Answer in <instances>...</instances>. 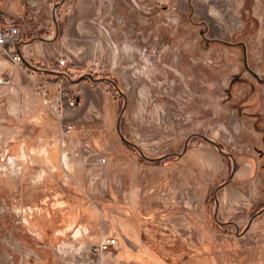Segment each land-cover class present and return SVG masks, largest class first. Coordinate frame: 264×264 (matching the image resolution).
Returning <instances> with one entry per match:
<instances>
[{
	"label": "rangeland",
	"instance_id": "rangeland-1",
	"mask_svg": "<svg viewBox=\"0 0 264 264\" xmlns=\"http://www.w3.org/2000/svg\"><path fill=\"white\" fill-rule=\"evenodd\" d=\"M55 18L34 63L124 96L22 69L34 93L0 84V107L39 106L0 119V264H264V211L242 232L264 206V0H63ZM124 97L121 133L159 159L120 138ZM192 134L235 161L217 219L232 159L197 135L175 155Z\"/></svg>",
	"mask_w": 264,
	"mask_h": 264
},
{
	"label": "crops",
	"instance_id": "crops-1",
	"mask_svg": "<svg viewBox=\"0 0 264 264\" xmlns=\"http://www.w3.org/2000/svg\"><path fill=\"white\" fill-rule=\"evenodd\" d=\"M42 0H30L29 4H24L23 0H0V22H13L21 25L23 31V38L19 44V50L22 53L24 60H28L35 68L38 73V77L33 76L34 81L40 82L39 75H44L46 71L40 70L39 68L53 69L49 65H37L36 58L38 59L39 48L43 46L41 43H50L52 40L41 39L38 36L50 37L51 34H47L49 30L41 29L43 22L42 17ZM45 30L46 35L39 34ZM0 64L4 67V75L0 79V84L8 85V89L12 93L27 92L32 94L33 88L31 81H27L26 76L20 68L18 63L13 62L9 57L3 55L0 52ZM37 65L38 68L35 67ZM47 74V73H46ZM33 82V81H32ZM3 87V86H2ZM27 101V98L23 100H6L3 102V106L0 107V119L7 120L13 117L22 118L27 110L33 108L37 110L39 108L36 102ZM2 116V118H1ZM13 164L14 162L10 160ZM15 164V163H14Z\"/></svg>",
	"mask_w": 264,
	"mask_h": 264
},
{
	"label": "water",
	"instance_id": "water-1",
	"mask_svg": "<svg viewBox=\"0 0 264 264\" xmlns=\"http://www.w3.org/2000/svg\"><path fill=\"white\" fill-rule=\"evenodd\" d=\"M63 0H59V1H55L52 5V19H53V22H54V33L52 36L50 37H45V36H38L39 38L41 39H45V40H53L55 38V36L57 35V21H56V18H55V9H56V6L58 3H61ZM244 62H245V65L246 67L252 72L253 75H255L259 80H262L263 78H261L260 76L257 75V73L255 71H253L246 63V59H244ZM40 70H43V71H49V72H57V73H62L63 75L67 76L70 80L72 81H79L81 78L85 77V76H88L89 78L95 80V81H101V80H109L110 82H112L114 84V86L122 93V95L124 96L123 94V91L122 89L119 87V85L117 84V82L111 78V77H108V76H94L92 73L90 72H86L84 74H81L79 75L78 77L76 78H71L68 76V74L64 71H56V70H53V69H46V68H39ZM125 106H126V100H125V97H124V101H123V105H122V108L119 112V115H118V119H117V124H116V129H117V132L119 133V136L120 138L125 141L126 143H128L131 147L135 148L138 150V152L140 153V155H142L143 157H146L148 159H151V160H157L159 159L160 157H155V158H151V157H148L146 155H144L143 153H141V151L136 147V145L134 143H132L131 141H129L120 131V121H121V118L123 116V113H124V110H125ZM199 136L207 141H209L210 143H212L221 153L223 154H226L227 156H229L231 159H232V168H231V171H230V174L228 176V178L222 182L221 184H219L215 190H214V201H215V207L217 206V195H216V192L224 185L226 184L234 175V172H235V161L233 159V157L231 156L230 153L228 152H225L224 150H222L218 143L215 142L214 140H212L211 138L209 137H206L204 135H201V134H192L190 136L187 137V139L185 140V143L183 145V149L180 153H174L175 155L177 156H180L182 155V153L185 151L186 147H187V143L189 141V139L192 137V136ZM264 211V206L262 208H260L256 213H254L250 218L249 220L247 221L244 229L242 230V232H244L245 230L248 229L249 225L251 224L252 220L258 215L260 214L261 212ZM214 218L217 219V207L214 209ZM223 223H229V224H234L233 222H223Z\"/></svg>",
	"mask_w": 264,
	"mask_h": 264
},
{
	"label": "built area",
	"instance_id": "built-area-1",
	"mask_svg": "<svg viewBox=\"0 0 264 264\" xmlns=\"http://www.w3.org/2000/svg\"><path fill=\"white\" fill-rule=\"evenodd\" d=\"M23 38L21 25L13 22H0V52L9 57L13 62L18 63L20 68L27 74L32 75L35 71L34 66L24 60L22 53L19 50V44ZM60 63L65 62V57L59 59ZM4 67L0 64V79L4 75ZM58 85V84H57ZM45 94L49 92L43 90ZM50 98V102H51ZM53 103V102H51ZM117 247V241L114 237L106 236L98 243L92 246L91 251L95 254L105 253ZM90 264V263H89Z\"/></svg>",
	"mask_w": 264,
	"mask_h": 264
},
{
	"label": "trees",
	"instance_id": "trees-1",
	"mask_svg": "<svg viewBox=\"0 0 264 264\" xmlns=\"http://www.w3.org/2000/svg\"><path fill=\"white\" fill-rule=\"evenodd\" d=\"M35 67H36V68H38V67H37V65H35ZM53 70H56V71H61V70H58V69H56V68H54V67H53ZM45 73H47V74H53V75H57V77H59V76L63 75L62 73H57V72H49V71H46Z\"/></svg>",
	"mask_w": 264,
	"mask_h": 264
}]
</instances>
